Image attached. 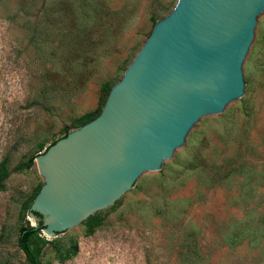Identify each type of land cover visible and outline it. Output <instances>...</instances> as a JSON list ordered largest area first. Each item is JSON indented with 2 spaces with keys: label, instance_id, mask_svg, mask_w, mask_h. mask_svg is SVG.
<instances>
[{
  "label": "rangeland",
  "instance_id": "374dc122",
  "mask_svg": "<svg viewBox=\"0 0 264 264\" xmlns=\"http://www.w3.org/2000/svg\"><path fill=\"white\" fill-rule=\"evenodd\" d=\"M178 0H0V264H28L22 227L45 184L38 157L96 119ZM245 93L206 116L120 205L49 240L42 264H264V23ZM31 158L34 164L25 168ZM258 240V241H259ZM76 254L64 259L67 250Z\"/></svg>",
  "mask_w": 264,
  "mask_h": 264
},
{
  "label": "water",
  "instance_id": "95a60500",
  "mask_svg": "<svg viewBox=\"0 0 264 264\" xmlns=\"http://www.w3.org/2000/svg\"><path fill=\"white\" fill-rule=\"evenodd\" d=\"M263 23L264 0H178L101 114L38 157L45 184L30 211L42 216L43 232L57 236L120 205L202 118L242 98Z\"/></svg>",
  "mask_w": 264,
  "mask_h": 264
},
{
  "label": "trees",
  "instance_id": "16d2710c",
  "mask_svg": "<svg viewBox=\"0 0 264 264\" xmlns=\"http://www.w3.org/2000/svg\"><path fill=\"white\" fill-rule=\"evenodd\" d=\"M56 143V142H55ZM53 143V144H55ZM52 144V145H53ZM51 145V146H52ZM48 150V149H47ZM34 159L31 158L29 163L25 168L30 169L34 164ZM10 176V171L8 170L6 162L0 164V190L4 187V182ZM37 218L38 226L27 225L21 228L18 245L19 248L24 253L28 264H42L41 258L45 247L50 243L49 240L43 235L42 231L45 229L43 226V218L39 213H34ZM83 223L86 224L88 234H92L95 230V227L98 225L99 221L96 215L89 217ZM248 236H251L256 245H260V240H263L264 237V228L256 229L250 228L245 232ZM259 240V241H258ZM264 252V245L262 248ZM76 254V251L73 249L67 250L66 255L63 256L64 259H70Z\"/></svg>",
  "mask_w": 264,
  "mask_h": 264
}]
</instances>
